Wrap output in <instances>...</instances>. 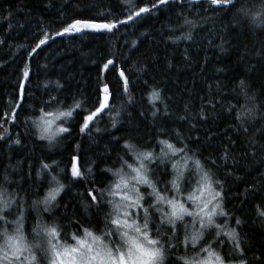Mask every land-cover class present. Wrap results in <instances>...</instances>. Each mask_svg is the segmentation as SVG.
Masks as SVG:
<instances>
[{
    "label": "trees",
    "instance_id": "1",
    "mask_svg": "<svg viewBox=\"0 0 264 264\" xmlns=\"http://www.w3.org/2000/svg\"><path fill=\"white\" fill-rule=\"evenodd\" d=\"M132 3L136 7L131 11H135L156 0ZM260 4L261 0H233L230 9H223L210 5L209 0H169L118 25L113 32L83 29L57 36L55 33L77 19L125 20L127 0H0V117L7 121L0 126V134H4L0 139V189L17 199L6 214L19 215L15 209L22 205L29 235L38 215L47 224L58 225L66 236L83 227L97 233L106 230L108 197L105 195L101 206L85 207L90 199L87 191L104 189L112 182V173L106 170L120 168V157L132 161L125 155V141L158 154L161 146L157 141L168 139L177 147L187 145L188 154L194 151L223 181V206L229 215L215 221L226 223L225 230H236L242 255L235 253L226 239L221 254H229L231 246L233 263L243 259L245 264H264V217L256 210L257 205H264V28L253 27L238 11L255 10ZM185 19L193 25L184 24ZM45 32L51 39L29 56ZM188 34L191 39H184ZM109 59L114 60V66L104 69ZM26 64L30 76L25 81L23 106L17 108L13 123L10 110L16 107ZM120 71L129 80L127 95ZM241 80L253 101L241 94ZM104 84L109 85L110 107L81 133L83 109L99 105ZM153 88L161 92V100L154 105L149 103ZM50 97L57 99L47 111H65L75 101L83 105L63 124L69 132L61 133L51 144L37 139L32 123ZM253 105L251 116L236 119L238 112ZM202 106L203 119L198 115ZM225 150L227 160L222 159ZM73 155L78 156L85 178L71 177ZM41 162L51 168L38 177ZM150 169L154 173L151 178L163 189L172 177L170 163L154 161ZM53 175L65 188L50 211L44 212L43 205L34 206L33 201L43 199ZM237 218L240 224H236ZM154 219L159 221L158 216ZM186 221L179 224L172 241L176 247L168 250L164 264H182L176 257H193L210 240L218 247L210 230L195 249L191 244L185 246ZM163 230L171 234L169 226Z\"/></svg>",
    "mask_w": 264,
    "mask_h": 264
},
{
    "label": "snow or ice",
    "instance_id": "2",
    "mask_svg": "<svg viewBox=\"0 0 264 264\" xmlns=\"http://www.w3.org/2000/svg\"><path fill=\"white\" fill-rule=\"evenodd\" d=\"M168 2L169 0H156V3L150 7H139L137 10L131 11L136 5L132 3V0H127L129 14L125 20H107L105 18L103 22H97L94 19H77L66 24L55 35L78 33L83 29L113 32L118 28V25L130 21L134 17H140L144 13H149L158 5H166ZM209 4L217 6V8L230 9L233 6V0H209ZM238 11L242 16L249 18L253 27L264 28V0H261V4L255 10L241 8ZM184 24L193 25V21L185 19ZM179 38L176 37V39ZM49 39L51 36L45 32L28 55L32 56L33 53H36ZM184 39H191V35H185ZM109 65L114 66V60H107L103 68L107 69ZM21 76L19 97L15 101L16 107L10 110L12 115L9 120L13 123L18 116L17 108L23 106L21 101L26 92L25 81L30 76L27 64ZM119 76L123 81L124 93L127 95L129 80L123 71L119 72ZM239 87L241 94L247 100L255 99L247 96L245 91L247 85L243 80L239 82ZM101 92L103 95L99 97L98 106L94 105L93 108L83 109L82 123L80 124L81 133L88 130L90 124L110 107L109 85L104 84ZM56 99V97H50L48 101H44L40 108L41 115L32 121L37 139L47 140L50 144L61 133L69 132L68 128L58 125L57 121L61 118L67 120L73 115L75 109L83 108L80 101H75L73 106L65 111H47V106L55 102ZM159 100H161V92L153 88L149 93V103L154 105ZM129 102H131V97H129ZM229 107L233 106L229 105ZM254 111L255 105L251 108L245 107L243 112L237 113L236 119L242 121L245 114L251 116ZM165 114H167V107H165ZM116 115L118 116L119 112ZM198 115L201 119L205 118L203 106ZM184 118L180 117V119ZM5 122L7 121L0 117V126ZM113 126H115V117H113ZM241 127H243L242 123ZM244 130L247 131V129ZM7 131L8 129L5 128L4 133L6 134ZM3 138L4 134H0V139ZM177 138L179 139V133H177ZM14 142L20 143L19 140ZM157 143L161 146L159 156L153 151L141 150L136 144L125 141L123 145L126 150L125 155L131 156L132 162L120 157V168L114 171L106 170L112 173L114 180L104 189L93 187L87 191L86 196L90 199L85 207L101 206L105 201V195L108 197L106 203L110 211L105 215L106 230L99 231V233L96 230L83 227L77 232L71 233L69 237L60 231L58 225L54 223L49 225L37 220L32 229L35 240L29 241L25 232L23 206L19 207V215L15 220H8L6 213L14 203H17V199L15 196H9L6 190L0 189V225H3L0 227V264H41L42 260L46 264H164L168 250L176 247L172 241L176 239L179 224L184 223L185 217H191L193 225V230L188 234V225L185 224L186 234L183 241L185 246L191 244L195 249L203 241L205 230L214 227L216 237H220L223 233L228 238V243L232 245L233 251L242 255L241 241L236 230L234 228L225 230L226 223L220 225L215 221L218 216L229 215L223 206V181L216 178L211 169L205 167L194 151L189 155L191 150L187 145L177 147L168 139H159ZM228 156L229 154L225 150L222 159L227 160ZM78 159V156L75 155L71 157L70 173L73 179L85 178ZM157 159L161 164L166 160L171 164L172 177L166 182L163 189L158 187V181L151 178L154 173L149 165ZM215 163L212 161V164ZM50 168L51 165L41 162L37 176L39 177ZM49 183L52 186L48 188L43 199L33 201L34 206L42 204L44 212L50 211V207L65 188V185L54 175L51 176ZM185 184L188 185L187 191ZM168 185L171 186V195H169ZM141 186L146 187L148 191L146 193L142 191ZM96 193H99V196ZM149 198L151 203H148ZM256 210L259 216L264 217V205H257ZM156 216L159 217L158 222L154 219ZM240 222L237 218L236 224H240ZM197 223L199 228H195ZM9 224L13 226L11 231L7 227ZM154 224L155 228H153ZM165 226H169L171 234L163 230ZM81 232L82 234H80ZM215 243L223 244L224 241L223 239L215 240ZM200 253H204V255L201 256ZM233 259L232 253L223 255L216 251L212 240L208 241L206 246L193 257H176V260L182 261V264H233ZM239 264H245V261L241 259Z\"/></svg>",
    "mask_w": 264,
    "mask_h": 264
},
{
    "label": "rangeland",
    "instance_id": "3",
    "mask_svg": "<svg viewBox=\"0 0 264 264\" xmlns=\"http://www.w3.org/2000/svg\"><path fill=\"white\" fill-rule=\"evenodd\" d=\"M68 119V118H67ZM66 122V120H64L63 118H61L60 120H58L57 121V124L58 125H62L63 126V124ZM160 153V152H159ZM159 153L157 154V156H159ZM156 161H159V159H157ZM130 162V161H129ZM132 162V161H131ZM165 162H168L167 160L165 161ZM170 163V162H169ZM151 165H149V167H150ZM121 167V166H120ZM170 168H171V164H170ZM125 171H127V169H125ZM114 180V177H113V179H112V181ZM194 182V181H193ZM170 185H169V195H171V192H170ZM187 188H188V185L187 184H185V190L187 191ZM141 190L142 191H144L145 193L148 191V189H146V187H144V186H141ZM150 202H151V200H150ZM12 206H16V204H13ZM16 210V213L15 214H18L19 213V209H15ZM17 216V215H16ZM16 216H13V217H10V216H8L7 215V217H8V220H15V218H16ZM218 217H220V216H218ZM218 217H216V218H218ZM216 218H215V220H216ZM185 219L187 220L186 221V224L188 225V228H187V231H192L193 230V225H192V219H191V217H185ZM37 220H40L41 222H43V223H45V224H47V222L42 218V217H40L39 215H38V217H37ZM37 220L34 222V224H32V227H31V232H32V229H33V227H34V225L37 223ZM49 225H51V224H49ZM7 227H8V229H9V231H11L12 230V225L11 224H9V225H7ZM200 226H199V224L197 223L196 225H195V228H199ZM212 231V233H213V238L214 239H218V240H220V239H226V240H228V238L227 237H225L224 235H223V233H221V236L220 237H216V229L215 228H209V229H207V230H205V231ZM27 234V233H26ZM30 234V233H29ZM29 234H27V236H28V239H29V241H34L35 240V237L33 236V234L31 233V235H29ZM82 234V233H81ZM70 237V236H69ZM224 241V240H223ZM214 247V246H213ZM221 247H222V244H219L218 245V247H214V249L216 250V251H218V252H220V249H221ZM230 248H231V246H229V253H230ZM221 253V252H220ZM204 255V253H202V255L201 256H203ZM41 264H46V262H44L43 260L41 261ZM233 264H239V263H233Z\"/></svg>",
    "mask_w": 264,
    "mask_h": 264
},
{
    "label": "water",
    "instance_id": "4",
    "mask_svg": "<svg viewBox=\"0 0 264 264\" xmlns=\"http://www.w3.org/2000/svg\"><path fill=\"white\" fill-rule=\"evenodd\" d=\"M102 95H103V93H102ZM110 99H111V97H110ZM109 103H110V101H109ZM105 110H106V109H105ZM105 110H104V111H105Z\"/></svg>",
    "mask_w": 264,
    "mask_h": 264
},
{
    "label": "bare ground",
    "instance_id": "5",
    "mask_svg": "<svg viewBox=\"0 0 264 264\" xmlns=\"http://www.w3.org/2000/svg\"><path fill=\"white\" fill-rule=\"evenodd\" d=\"M93 35V34H92Z\"/></svg>",
    "mask_w": 264,
    "mask_h": 264
}]
</instances>
